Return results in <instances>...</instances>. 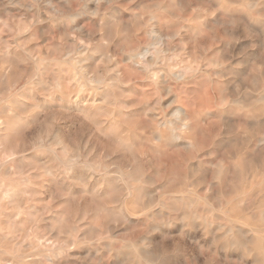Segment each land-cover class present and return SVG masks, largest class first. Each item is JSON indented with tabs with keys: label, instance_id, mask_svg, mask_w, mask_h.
<instances>
[{
	"label": "clouds",
	"instance_id": "obj_1",
	"mask_svg": "<svg viewBox=\"0 0 264 264\" xmlns=\"http://www.w3.org/2000/svg\"><path fill=\"white\" fill-rule=\"evenodd\" d=\"M0 264H264V0H0Z\"/></svg>",
	"mask_w": 264,
	"mask_h": 264
}]
</instances>
